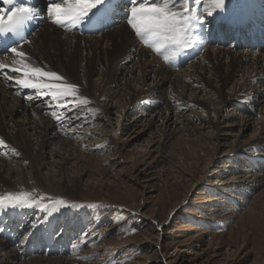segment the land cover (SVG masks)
Masks as SVG:
<instances>
[{"label":"rangeland","instance_id":"374dc122","mask_svg":"<svg viewBox=\"0 0 264 264\" xmlns=\"http://www.w3.org/2000/svg\"><path fill=\"white\" fill-rule=\"evenodd\" d=\"M47 24L49 23L40 27L38 32L41 33V29L45 27L48 30ZM121 25L130 30L127 21L113 28H119ZM64 33L59 34L60 37L54 40L53 45L45 41V55L36 51L32 53L33 50L28 55L31 62L47 70L53 71L51 66L60 70L63 67L70 79L80 82L78 66L81 63L85 65L87 61L78 59L77 52L75 66L71 68L66 56L60 55L67 48L62 39ZM79 44L84 46V41H79ZM240 50L242 48L232 53ZM80 53L86 55L87 51L81 49ZM260 53L261 51L256 54ZM88 57L92 58V62L87 63L90 68H95L100 63L102 67L97 70L103 69L106 79L113 75L117 67L114 56L108 61L102 49H96L94 55L90 53ZM152 57L149 55L148 58ZM201 58L203 55L195 61H202ZM223 60L227 61L228 58L224 57ZM89 79L91 82L97 80L94 73L89 75ZM223 90L225 94L230 92L228 87ZM28 94L29 91L25 96ZM101 98L103 100L104 96ZM139 100H134V103ZM241 102L245 106L241 103L238 105H241L242 109L247 108V112H241L240 109L231 111V108H228L227 112H236L239 117L244 118L248 115L255 117L257 111H260L258 106L252 108L244 99H241ZM142 104L144 102H140V105ZM165 106L163 104L158 108ZM122 114L121 109L116 115H111L114 125L105 130L107 133L121 135L115 120ZM206 115L204 116L207 117ZM217 119L218 117L214 118ZM160 122L162 123L161 119ZM160 122L158 126L161 125ZM195 122L200 127L199 120ZM81 123L82 128L89 124L87 121ZM161 128L156 127V130ZM161 133L159 132L157 140L162 145L147 150H134L131 146L121 148L112 144L100 149L95 146L87 151V157L82 158L83 163L80 162L78 166L66 171L57 168L56 178L55 174L50 173V176L40 179L42 182H37L35 168L26 169L29 181L17 191L30 192L36 198L44 195L43 203H48L47 197L51 196L63 198L69 205H77L61 206L59 211H53L51 215H46L37 208H25L16 213V216L22 214V218L30 219L29 227L33 223L38 225L35 230L29 227L22 229L18 236L22 238L26 233L32 232L39 235L42 233L40 230L36 232L37 229L49 227L51 242L57 243L54 251H39L29 247L34 239H28L30 242L27 244H20L18 239L15 246L20 247L15 250L18 253L24 252L21 256L29 260L26 264H107V261L113 258L114 264H264V178L257 184L252 182L254 178L250 179L255 171L264 174V150L258 152L245 149L240 151L241 156L234 155L230 159V148L219 147L217 138L223 139V136L217 135L213 129L209 130V137L187 132L165 138ZM149 134H146L143 140H146ZM95 140L92 137L91 143L94 141L96 145L101 144ZM83 148L87 150L86 146ZM0 154L7 156L12 155V152ZM255 156L260 160H255ZM27 162L24 165L30 164L28 160ZM226 164L231 167L223 168ZM246 169L252 170L253 173ZM45 171L44 169L43 172ZM61 177L63 183L65 178L78 183L77 192H64ZM244 180L248 186L254 187L247 188L246 184L239 186L238 181L244 183ZM235 182L236 186L233 185ZM232 187H236L234 191L237 193L230 190ZM221 191L227 193L220 194ZM1 193L4 194V191ZM218 196L221 199L215 201L214 198ZM8 227L0 233L1 240L4 238L2 236L12 232ZM14 227L13 230L17 225ZM133 228L136 231H132ZM83 232L89 233L96 244L74 252L72 243ZM93 254L99 255L94 259H83ZM34 257L40 259H31Z\"/></svg>","mask_w":264,"mask_h":264},{"label":"bare ground","instance_id":"6f19581e","mask_svg":"<svg viewBox=\"0 0 264 264\" xmlns=\"http://www.w3.org/2000/svg\"><path fill=\"white\" fill-rule=\"evenodd\" d=\"M126 1L115 0L119 4H125ZM233 7L237 14H243V19L239 22L247 18L244 13L248 10L252 11L258 18L264 19V0H234ZM43 15L45 19H48L46 23L49 24L46 26L49 29L42 28L41 33L35 30L28 37L31 43L25 44L23 50L27 49V53L33 50L32 53L36 51L45 55V41L47 40L49 44L53 45L55 44L54 40L60 37L59 34L62 35L65 32L62 39L67 48L60 55L66 56L71 68L75 66L77 52L78 56L76 57L78 59L87 61L85 65L81 63L78 66L81 81L77 82L70 79L68 72L63 67H61L62 70L52 66L51 68L53 71L62 72L61 74L66 77L68 82L81 85L79 94L88 98L90 103H82L79 114H87L89 124L86 123L88 126L82 128L80 125L83 120H80L75 121L76 126L68 124L59 126L50 115V110L41 101L26 100L25 93L27 94L29 90H23L20 95H17V89L11 85V82L0 78V138H3L7 145V148L0 146V153H11V149L16 147V151L20 154L19 156L14 153L12 155L7 154L9 158L4 156L5 154H0V192L17 191L20 187L27 185L29 179L26 177V169L35 168L36 180L42 182L40 179L50 176V173L55 174L53 176L56 178L57 168L66 171L78 166V163L83 161L82 158L87 157L86 153L97 146V143H93L94 141L91 143L92 137L94 140L96 139L95 142H100L99 145L103 147L112 144L121 148L122 146H131L134 150L138 148L147 150L162 145L157 140L160 135L159 132H162L161 134L165 135V138H170V135L174 137L177 133L187 134V132H196L209 137L208 132L213 129L217 135L223 136V139L217 138L216 142L219 147L222 149L230 148L229 153L227 152L230 159L234 155L241 156L240 151L245 149L258 152L261 149L264 150L263 48L255 51L250 48H242L234 54L232 51L237 49L232 47L233 44L229 46L224 42L219 44L214 36L216 34L212 33L202 51L189 52L180 57L175 65H169L153 50L142 44L134 36L131 28L129 30L121 25L119 28L115 27L116 29L110 28L87 35L83 31V26L78 30L65 31L53 24L47 16L46 9ZM44 25L41 24L40 26ZM109 33L110 36L107 37ZM79 41H84V46L79 44ZM81 49L87 51V54L80 53ZM96 49H102V53L108 57L107 60L115 57L113 60L116 61L117 67H114L113 75L108 77L109 79L105 78L103 69L97 70L102 64L98 63L95 68H90L91 66L88 65L89 62H92V58L90 59L88 55L90 53L94 55ZM260 51V55H257L256 53ZM149 55L153 57L149 59ZM202 55V61L208 63H202L201 60L195 61ZM224 57H227L228 60L224 61ZM10 60L11 57L9 56L7 62ZM0 61H5V58L0 56ZM32 63L39 66L34 62ZM91 73H94L97 80L90 81L89 75ZM224 87H228L230 92L225 94ZM104 88H108V90L102 92ZM102 96H104L103 100H101ZM138 99L140 100L134 103V100ZM241 99L250 103L252 108L258 106L260 111H257L258 114H255V117L248 115L241 118L236 112H227L228 108H231L229 109L231 111L240 109L241 112H247V108L242 109L241 105L245 106V104H242ZM140 102H144L143 106L140 105ZM239 103L241 105H238ZM163 104L166 106L159 109L158 107ZM89 108L99 109V112L89 113L87 111ZM121 109L123 114L121 117L119 116L118 120H115L118 122V132L120 131L121 135H110L105 130L114 125L111 122V115H116ZM71 114V112L68 113V115ZM205 114L207 117L204 116ZM215 117L218 119L214 120ZM92 120L94 121L93 124L91 123ZM197 120L200 122V127L196 125L195 121ZM159 122L161 123L159 126L164 127V129L161 128L158 131L156 127H159ZM99 131L102 133H98ZM146 134L149 136L143 140ZM84 146L87 150H84ZM260 157L263 158V156ZM253 158L257 161L260 160L258 156ZM27 160L30 162L28 166L27 164L24 165ZM222 167L229 169L231 165L226 164ZM44 169L45 172H43ZM246 171L253 173L250 169H246ZM262 178H264V174L255 171L250 179L257 184L263 180ZM62 179L61 177L64 192H77L78 183L67 178L63 183ZM235 184L237 182L233 185ZM245 184V180L244 183L238 181L239 186H245ZM248 185L246 184V187L250 188L251 185ZM226 186L228 187L227 184ZM235 188L232 187L230 190L233 192ZM226 193L220 192V194ZM233 193H237V191ZM237 198L240 199V197ZM218 199L221 198L219 196L214 198L215 201ZM16 213L17 211L10 210L6 214H1L0 227L6 228L11 225L6 224V222L16 217ZM2 216L8 219H3L2 222ZM17 231L13 230L7 236L1 235L4 238L0 239V264L28 263L29 260H25L21 256L24 252L18 253L15 250L20 247H16L15 243L18 242V239L20 244L26 243L30 235L36 238L35 241L43 244L36 245L37 242H35L36 244L32 242L29 247L39 249V251H54L56 249L54 246L57 243L51 242L49 227L37 229L36 232L39 231L42 234L26 233L27 235L22 238L18 236ZM43 231L45 235H43ZM47 245L52 246L48 249ZM9 247L14 249H9ZM31 259H40V257ZM44 259L52 261V259ZM59 259L62 260V258Z\"/></svg>","mask_w":264,"mask_h":264},{"label":"snow or ice","instance_id":"6c2138e0","mask_svg":"<svg viewBox=\"0 0 264 264\" xmlns=\"http://www.w3.org/2000/svg\"><path fill=\"white\" fill-rule=\"evenodd\" d=\"M0 2L8 6H0V56L5 58V61H0V78L11 82L17 89V95L29 90L31 94L26 96V100L41 101L59 126H76L75 121H87V114H78L82 103H90L88 98L79 94L80 86L68 82L56 71L33 64L23 50L25 44L31 43L28 37L32 34L29 30L32 21L42 18L44 10L32 0ZM233 5L234 0H128L126 20L142 44L169 65H175L187 53L204 49L214 25L232 24L243 19V14H237ZM118 8L119 3L115 0H46L47 16L65 31L78 30L85 25L100 30L107 26ZM9 56L11 60L7 62ZM87 111L95 114L99 109L89 108ZM69 112L72 114L68 115ZM0 146L7 148L3 138H0ZM96 147L100 149L103 146ZM11 151L16 156L20 155L15 148ZM44 200V195L36 198L30 192H6L0 194V214L37 208L51 215L61 206L77 207L74 203L69 205L63 198L48 196V203H43ZM37 227L35 223L31 225L33 230ZM4 230L0 227V233ZM131 230L136 231L135 228ZM95 244L90 234L83 232L72 243V250L78 252ZM98 255L83 259H94ZM107 264H114V258Z\"/></svg>","mask_w":264,"mask_h":264}]
</instances>
